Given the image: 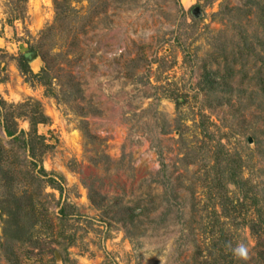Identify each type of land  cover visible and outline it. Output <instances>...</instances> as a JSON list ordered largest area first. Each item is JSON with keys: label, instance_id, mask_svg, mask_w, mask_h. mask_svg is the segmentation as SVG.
<instances>
[{"label": "rangeland", "instance_id": "rangeland-1", "mask_svg": "<svg viewBox=\"0 0 264 264\" xmlns=\"http://www.w3.org/2000/svg\"><path fill=\"white\" fill-rule=\"evenodd\" d=\"M5 1L0 95L41 102L50 123L38 132L55 144L43 166L65 181L62 196L36 194L49 221L12 233L0 264H193L198 246L219 264H264V0H70L58 15L54 0H28L11 23ZM29 50L62 100L19 70ZM0 136L7 144L1 124ZM24 178L20 194H34ZM210 235L225 253L207 248Z\"/></svg>", "mask_w": 264, "mask_h": 264}, {"label": "trees", "instance_id": "trees-1", "mask_svg": "<svg viewBox=\"0 0 264 264\" xmlns=\"http://www.w3.org/2000/svg\"><path fill=\"white\" fill-rule=\"evenodd\" d=\"M87 1L90 3L92 0ZM27 2L28 0L5 1V13L9 23L13 22V20L25 19ZM69 4L70 0H54L56 15L58 13L62 14L64 10L67 12L66 8L68 7H65V5L73 8ZM51 27V25L48 26L49 29ZM45 30H42V32ZM215 49H218V45L215 46ZM15 59L19 70L29 81L42 85L45 88L46 95L62 100L61 96L55 91L52 75L47 67H41L38 72H34L23 54ZM175 102L178 105L181 101L177 98ZM20 119L27 120L28 130L19 127L18 121ZM49 123L50 117L44 112L39 100L29 97L21 102L7 103L0 95V124L6 136L9 137L6 144L3 143V138L0 136V219L5 222L3 228L4 238L0 243V247L9 259L10 255L14 254L13 248L17 244L15 239L14 241L12 240L14 238L12 233H15L16 238L30 237L33 229L41 221L47 222L45 219L48 218V209L44 205L40 208L37 207L35 203L36 194L40 193L42 187L45 188L47 186L57 190L60 196H62L64 190V176L54 171H48L43 166L44 156L55 147V144L51 143L44 134L38 132V125ZM21 158L30 159L28 161L29 166L26 165L27 170L24 174H21V169H19ZM24 162L27 163L25 159ZM26 175L32 178L31 182H35L38 186L36 187L35 195L30 192V189L25 188L22 194L19 192L18 182H21V177L23 179ZM46 195L55 199L54 193H46ZM90 198L92 200V196ZM58 203H60L59 200ZM68 206L66 201L61 203L58 210L61 218L73 213L67 210ZM223 209H225V205ZM121 210L129 214V212L133 211V207H122ZM250 223H252L251 228L255 230L256 223L259 222L250 221ZM216 239L214 235H210L207 248L214 250L217 248L216 253H225L226 245H224V242H216ZM203 252L204 250L198 246L194 254L193 264H219L221 262V259H217L216 256L212 259L213 251H210V255H206ZM223 260L228 264L225 256L224 259L222 258ZM104 264H108V262Z\"/></svg>", "mask_w": 264, "mask_h": 264}, {"label": "water", "instance_id": "water-1", "mask_svg": "<svg viewBox=\"0 0 264 264\" xmlns=\"http://www.w3.org/2000/svg\"><path fill=\"white\" fill-rule=\"evenodd\" d=\"M192 13H194V15L196 17L199 16L200 14V10H199V7H194L192 9ZM28 65L30 66V68L35 72V65L36 67H38V69L40 70L41 66H39L41 64V56L39 54V51L38 50H29V51H26L23 53ZM251 140V139H250ZM55 256H56V259L58 262L61 261V258H60V254L58 251H55Z\"/></svg>", "mask_w": 264, "mask_h": 264}, {"label": "clouds", "instance_id": "clouds-1", "mask_svg": "<svg viewBox=\"0 0 264 264\" xmlns=\"http://www.w3.org/2000/svg\"><path fill=\"white\" fill-rule=\"evenodd\" d=\"M248 251V246L244 243H238L234 248H231L233 257L242 261L248 259Z\"/></svg>", "mask_w": 264, "mask_h": 264}]
</instances>
